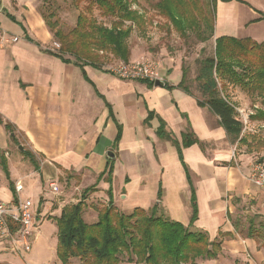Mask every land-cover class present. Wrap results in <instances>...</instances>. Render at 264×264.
I'll list each match as a JSON object with an SVG mask.
<instances>
[{
  "label": "crops",
  "instance_id": "crops-1",
  "mask_svg": "<svg viewBox=\"0 0 264 264\" xmlns=\"http://www.w3.org/2000/svg\"><path fill=\"white\" fill-rule=\"evenodd\" d=\"M229 5L218 0L217 11L224 13L230 10ZM1 37L8 39L0 44L2 201L14 202L11 183L17 200L29 201L21 199L29 181H39L42 188L56 181L59 191L50 190L51 199L38 187L36 195L41 203L38 216L43 220H49L48 215L57 218L62 207L72 202L59 180L73 175L70 181L75 182L79 192L94 186L92 195L99 197L100 206L107 204L110 188L112 204L124 213L156 205L157 213L165 218L206 233L210 241L221 242L216 257L199 258L196 264H264L258 241L250 233L242 235L237 225V218L247 219L249 232L254 218L264 219V191L246 178L253 158L264 160V147L253 154L242 149L234 154L233 147H247L232 141L218 118L206 106H200L193 93L177 87L180 80L171 81L168 72L159 81L172 88L121 80L91 66L84 67L85 77L73 63L48 53L46 50H53L50 47L54 39L39 0H0ZM217 37L214 33V39ZM120 88L126 92H120ZM116 91L124 107L120 115L117 100L111 95ZM136 105L143 107L139 132L131 125L125 127L122 121L127 109ZM160 121L176 143L157 136ZM5 124H10L12 133ZM184 133H192L197 142L183 147ZM19 138L25 141L26 149L22 150ZM13 144L19 145L18 151ZM108 151L114 158L107 156ZM103 157V167H96ZM121 164L127 173L121 186L114 187L115 172ZM87 178L88 185H84ZM17 182L22 185L19 192L15 190ZM192 195L197 211L194 220ZM87 209H83L82 218L94 223L96 208ZM9 246L6 238H0V263H5L2 257L11 253L23 258L25 264H32L25 259L27 253L12 251Z\"/></svg>",
  "mask_w": 264,
  "mask_h": 264
},
{
  "label": "trees",
  "instance_id": "trees-1",
  "mask_svg": "<svg viewBox=\"0 0 264 264\" xmlns=\"http://www.w3.org/2000/svg\"><path fill=\"white\" fill-rule=\"evenodd\" d=\"M133 1L135 0L91 2L102 16L113 18L110 26L81 12L75 26L64 32L57 20H51L53 14L44 15L47 27L59 44L56 50L46 51L63 62L73 63L84 75L85 66L103 69V62L108 55L127 63L130 56L127 38L131 26H125L124 23L130 22L140 29L145 24L142 14L131 8ZM203 1L158 0L155 7L157 13L167 19L180 36H187L188 32H192L200 42H206L214 35L218 0H208L206 3ZM197 62V90L202 97L197 101L198 104L206 106L218 118L219 125L232 141L246 144L244 135L241 134L242 122L237 118L227 89L237 87L247 94L256 95L264 105V40L259 43L251 38L222 35L214 39L212 55ZM186 75L187 69L182 65L181 79L176 86L191 93L186 85ZM140 81L152 86L157 80ZM159 83L166 88L173 87L161 81ZM150 117L151 113L148 119ZM5 128L12 133L10 124H5ZM156 134L176 143L162 121ZM117 137L118 140L120 127ZM196 142L192 133L182 135L183 147ZM178 152L181 158L180 148ZM33 164L35 165L34 161ZM2 166L7 174L6 166ZM10 187L13 201L16 202L12 183ZM92 190H95L94 186L85 188L80 200L66 204L60 215L53 218L57 224L56 255L61 264H69L72 259H77L79 264H121L123 256H126L127 262L134 264H196L197 259L214 258L220 252V241H210L206 233L192 231L180 222L165 218L163 214L157 213L156 205L148 210L136 207L129 213L118 210L112 204L110 188L107 190V204L96 208L97 220L86 223L82 218L85 206L83 198ZM191 205L194 220L197 213L194 195L191 197Z\"/></svg>",
  "mask_w": 264,
  "mask_h": 264
},
{
  "label": "rangeland",
  "instance_id": "rangeland-1",
  "mask_svg": "<svg viewBox=\"0 0 264 264\" xmlns=\"http://www.w3.org/2000/svg\"><path fill=\"white\" fill-rule=\"evenodd\" d=\"M93 0H39V8L41 14L48 16L53 14L52 21L57 20L59 27L64 31H69L75 26L77 16L79 13H85L89 17L94 18L97 22L110 26L113 18L104 17L100 12L92 6ZM158 0H135L131 2V8L138 11L145 18V24L143 29H140L136 25L125 22V26H131V32L127 38V44L130 49L129 61L124 65H132L136 62L149 61L157 68L160 78H165L167 72L169 78L173 82H178L181 77V66L183 65L187 69L186 85L190 88L197 98H202L200 92L197 90L198 82L196 76L198 74V60L210 56L214 50V35L206 42H200L194 33L188 32L187 36H180L171 27V24L167 19L161 17L156 11V2ZM208 0H204L206 3ZM221 1V0H220ZM229 3L230 10L228 9L224 13H219L216 8V17L214 24V33L218 36L228 35L236 38H251L256 42H262L264 40V0H229L222 1ZM90 8V10H88ZM54 39V38H53ZM57 41L51 45V49L56 50L58 48ZM103 62V69L113 70L119 65L123 64L120 60L113 58L111 55ZM160 79V80H161ZM129 80V79H121ZM120 92L125 93V88H120ZM112 92L113 98H116L117 104L120 106L119 100H121L120 92ZM229 100L234 104L237 118L242 122V135H244L245 145L233 147L232 152L238 154L239 149L245 150L246 154H253L260 151L264 146V105L260 97L243 92L237 87H229L227 89ZM117 105V112L121 114V110L124 107ZM116 107V106H115ZM142 106L136 105L135 107L127 109V117L122 121L125 127L131 125L136 127V132L140 131L139 126L142 120ZM248 115V123L244 124V117ZM251 123V124H250ZM133 131V130H132ZM130 130L129 134L132 133ZM250 143H247L249 142ZM19 144L22 145V150L26 149L25 141L19 138ZM14 148L18 151V146L13 144ZM15 149V150H16ZM112 152V151H111ZM256 157V156H255ZM259 157V155L257 156ZM253 158L252 161H254ZM251 161V162H252ZM105 157L99 159L96 162V167L104 165ZM251 163L248 165V169ZM125 166L121 164L116 172L113 180L114 187L121 186L123 178L127 171H124ZM249 174V172H248ZM247 174V176H248ZM246 176V178H247ZM74 176L60 178L59 183L64 192H68L69 200L72 202L68 204L76 203L75 199L79 200L81 194L84 191H78L75 189V182H71L70 179ZM248 180V179H247ZM89 178L83 180L84 185H88ZM250 183V182H249ZM251 184V183H250ZM24 193H22V200L28 202L31 212L37 218V224L40 225L36 240L32 243L31 250L27 253L26 260L28 259L32 264H61L56 255L57 245V224L52 216H46L43 220L42 216H38V210L41 205L40 198L36 195L39 190L44 191V195L48 199L53 195L50 193L49 187L42 188L40 182L32 179L25 185ZM38 187V188H37ZM93 190L86 194L83 198L84 210L85 208H99L101 205L99 197H95ZM27 194V196H26ZM55 196H61L56 195ZM93 196V197H92ZM26 197V198H25ZM46 204H44V209ZM87 209V210H88ZM258 218H254V226L249 229L248 232V220H242L237 218L238 231L246 236L250 233L258 241V249L262 250L264 255V219L262 223ZM2 259L6 260L5 263L9 264H25L23 258L16 257L13 254L5 255ZM69 264H79L77 259H72ZM122 264H133L126 261V256L122 257Z\"/></svg>",
  "mask_w": 264,
  "mask_h": 264
},
{
  "label": "built area",
  "instance_id": "built-area-1",
  "mask_svg": "<svg viewBox=\"0 0 264 264\" xmlns=\"http://www.w3.org/2000/svg\"><path fill=\"white\" fill-rule=\"evenodd\" d=\"M16 40L17 37H14L13 41ZM7 41L8 39L1 37L0 44L3 45ZM57 45L59 47L58 43ZM124 64L109 71L119 79L160 80L157 68L149 61L136 62L130 66ZM247 123L248 115L244 117V124ZM247 179L253 186L264 191V160L255 159L251 162ZM48 185L53 193L59 191L56 181H49ZM21 189V183L17 182L15 185L16 192H19ZM38 229L36 218L31 212L28 202L17 200L9 204L0 199V238L3 237L8 240L10 250L22 254L30 252Z\"/></svg>",
  "mask_w": 264,
  "mask_h": 264
},
{
  "label": "water",
  "instance_id": "water-1",
  "mask_svg": "<svg viewBox=\"0 0 264 264\" xmlns=\"http://www.w3.org/2000/svg\"><path fill=\"white\" fill-rule=\"evenodd\" d=\"M263 18H264V16H263ZM155 86H162V84L159 83V80H157V81L155 82ZM20 149H21V146H20ZM107 156H108L109 158H114V154H113V152H111V151H108Z\"/></svg>",
  "mask_w": 264,
  "mask_h": 264
}]
</instances>
